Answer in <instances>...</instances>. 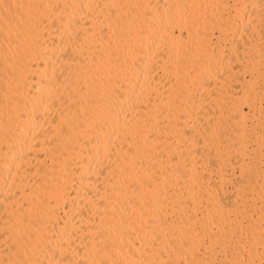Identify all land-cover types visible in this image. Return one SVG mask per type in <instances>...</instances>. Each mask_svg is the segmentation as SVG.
<instances>
[{"label":"bare ground","instance_id":"6f19581e","mask_svg":"<svg viewBox=\"0 0 264 264\" xmlns=\"http://www.w3.org/2000/svg\"><path fill=\"white\" fill-rule=\"evenodd\" d=\"M0 230L2 264H264V0H0Z\"/></svg>","mask_w":264,"mask_h":264},{"label":"rangeland","instance_id":"374dc122","mask_svg":"<svg viewBox=\"0 0 264 264\" xmlns=\"http://www.w3.org/2000/svg\"><path fill=\"white\" fill-rule=\"evenodd\" d=\"M246 109H247V107L245 106V110H246ZM0 236H2V237L4 236V237H5L4 232H2V230H0ZM2 237H1V239H0V240L2 241V242L0 241V246H2L3 243L6 241L5 239L3 240ZM4 237H3V238H4ZM5 243H6V244H5ZM5 243H4V244H5L6 248H5V246H2L3 251H2V249H1V247H0V251H2V253L0 254V256L3 254V252H4L5 250H6L5 253L8 255V250H9V249H7V247H8V246H7V245H8V242H5ZM5 253H4V255L1 256L0 264H2V262L6 261L5 259H6L7 255H6ZM3 259H4V260H3Z\"/></svg>","mask_w":264,"mask_h":264}]
</instances>
